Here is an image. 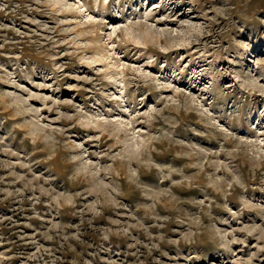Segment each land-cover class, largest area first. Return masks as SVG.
<instances>
[{"label":"rangeland","instance_id":"374dc122","mask_svg":"<svg viewBox=\"0 0 264 264\" xmlns=\"http://www.w3.org/2000/svg\"><path fill=\"white\" fill-rule=\"evenodd\" d=\"M0 264H264V0H0Z\"/></svg>","mask_w":264,"mask_h":264}]
</instances>
